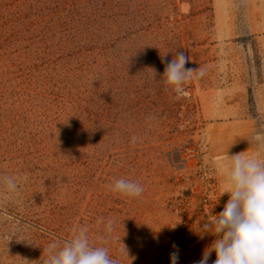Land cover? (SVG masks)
I'll use <instances>...</instances> for the list:
<instances>
[{"label":"rangeland","instance_id":"374dc122","mask_svg":"<svg viewBox=\"0 0 264 264\" xmlns=\"http://www.w3.org/2000/svg\"><path fill=\"white\" fill-rule=\"evenodd\" d=\"M95 4V31L82 32L75 50L64 47V30L54 37L48 0H0V175L19 184L0 190V264H43V248L81 225L120 264H171L177 250L178 264H193L216 237L197 233L207 213L185 225L177 210L202 183L182 149L197 146L207 167L206 123L260 116L264 126V0ZM80 10L87 23L86 5ZM177 51L186 68L205 69L179 94L162 77V58ZM74 53L80 70L70 76ZM71 81L82 99L76 123L64 111ZM119 178L143 193L109 191Z\"/></svg>","mask_w":264,"mask_h":264},{"label":"clouds","instance_id":"9594fccd","mask_svg":"<svg viewBox=\"0 0 264 264\" xmlns=\"http://www.w3.org/2000/svg\"><path fill=\"white\" fill-rule=\"evenodd\" d=\"M188 61L189 57L183 51H177L170 61L162 58L165 63L164 83L178 94L188 81L205 74L202 67L186 68ZM151 71L156 78L155 70ZM138 139L133 136L131 143ZM247 141L256 145L253 152L247 150L225 157L224 182L227 187L220 195L227 193L229 198L223 210L213 215L202 225V231L197 232L201 239L207 234L216 239L193 264H209L213 252L216 258L211 264H264V130H258ZM106 187L129 198H137L144 191L141 183L124 178L115 179ZM18 188L17 177L0 175V190L15 193ZM101 223H104L103 218H98L97 225ZM113 228L114 221L108 219L104 225L105 233L110 235ZM123 251L127 253L125 246ZM43 255V264H120L118 258L109 254L106 240L102 239L99 245L91 241L87 225L73 229L69 239L50 241L43 248ZM170 260L171 264H178V250L170 254Z\"/></svg>","mask_w":264,"mask_h":264},{"label":"crops","instance_id":"0c3cea01","mask_svg":"<svg viewBox=\"0 0 264 264\" xmlns=\"http://www.w3.org/2000/svg\"><path fill=\"white\" fill-rule=\"evenodd\" d=\"M259 111L261 110L259 109ZM258 130H264L260 116L239 117L206 123V147L203 161L213 174L219 194L227 187L224 182L226 155L247 150L249 153L253 152L256 145L254 143L249 144L247 139L250 140ZM221 197L220 211L223 210L229 196L225 193Z\"/></svg>","mask_w":264,"mask_h":264},{"label":"trees","instance_id":"16d2710c","mask_svg":"<svg viewBox=\"0 0 264 264\" xmlns=\"http://www.w3.org/2000/svg\"><path fill=\"white\" fill-rule=\"evenodd\" d=\"M48 2L55 7V10L51 12L53 35L57 38L60 35L61 30H64V47H67V49L75 48L76 50L81 42V37L83 36L82 32L86 35L89 33H92L93 35L96 25V17L94 14L96 0H48ZM82 4H85L87 7V14L89 15L87 23L82 21V14L80 12ZM107 5L108 3L106 2V6ZM106 30H108V28ZM92 55L93 54H90L88 59L93 63ZM76 59H79V57L77 58L74 53L72 60H70L65 67L68 72L67 75L71 76V72H75L73 70L78 71L75 72V74L79 73L80 68L77 69V67L74 66V64H77ZM89 65L91 66V64ZM77 76L73 77L79 78V75ZM66 92L68 97L66 100L67 107L66 110H64L65 116L68 118V121L76 123L82 116L81 94L78 86L72 81L69 82Z\"/></svg>","mask_w":264,"mask_h":264},{"label":"built area","instance_id":"2783aa9c","mask_svg":"<svg viewBox=\"0 0 264 264\" xmlns=\"http://www.w3.org/2000/svg\"><path fill=\"white\" fill-rule=\"evenodd\" d=\"M182 157L184 160L194 163L199 167L202 181L201 184L195 185L191 189L190 194L179 199L177 210L183 224L187 225L192 217L201 211L207 213L210 218L218 214L220 212L222 197L218 192L211 170L201 164V153L198 147L193 144L185 145L182 149ZM169 248L173 249L174 243Z\"/></svg>","mask_w":264,"mask_h":264}]
</instances>
